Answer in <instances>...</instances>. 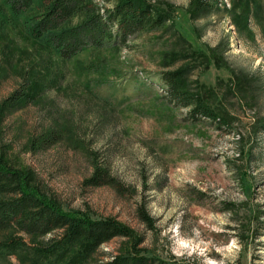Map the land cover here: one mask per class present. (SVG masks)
Segmentation results:
<instances>
[{"label":"rangeland","instance_id":"374dc122","mask_svg":"<svg viewBox=\"0 0 264 264\" xmlns=\"http://www.w3.org/2000/svg\"><path fill=\"white\" fill-rule=\"evenodd\" d=\"M147 1L169 14L161 26L68 61L3 26L0 153L66 209L135 231L101 245L88 264L138 250L165 264H264V0ZM175 69L227 125L171 100L161 73ZM17 90L27 98L8 102ZM51 131L61 138L44 147ZM96 165L113 184H87ZM141 202L153 229L137 216ZM67 257L0 248V264Z\"/></svg>","mask_w":264,"mask_h":264},{"label":"trees","instance_id":"16d2710c","mask_svg":"<svg viewBox=\"0 0 264 264\" xmlns=\"http://www.w3.org/2000/svg\"><path fill=\"white\" fill-rule=\"evenodd\" d=\"M101 8L97 0H0V32L3 26L21 27L33 40L68 61L87 49L127 45L140 33L161 26L169 14L147 0H107ZM206 8V0H193ZM161 80L171 100L190 108L193 116H206L227 122L213 111L198 92L189 91L180 69L162 71ZM17 90L7 101L18 103L27 98ZM55 131L43 135L48 147L60 140ZM35 145V142H33ZM40 145V146H41ZM90 185L113 184L105 168L96 165ZM139 220L153 229L155 219L145 203L137 207ZM0 232H6L1 249L30 248L38 256H68L61 264H88L101 245L115 238L134 240L135 231L113 217H94L81 210H69L49 195L29 170L15 166L0 153ZM8 232V233H7ZM58 233L56 236L47 237ZM76 247V249H75ZM139 251V250H138ZM119 251L104 264H165L156 258Z\"/></svg>","mask_w":264,"mask_h":264}]
</instances>
